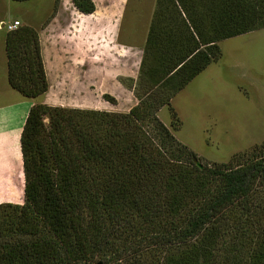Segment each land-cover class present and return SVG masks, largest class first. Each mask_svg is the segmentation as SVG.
Instances as JSON below:
<instances>
[{"label": "trees", "instance_id": "obj_1", "mask_svg": "<svg viewBox=\"0 0 264 264\" xmlns=\"http://www.w3.org/2000/svg\"><path fill=\"white\" fill-rule=\"evenodd\" d=\"M71 4L95 12L92 0ZM263 28L264 0H156L138 103L127 114L34 103L20 138L24 202L0 205V264H148L151 246L188 240L213 252L214 264H264V202L255 188L264 183V146L241 164L210 166L156 116L219 59L222 41ZM5 54L13 90L30 101L47 92L35 30L8 32ZM188 177L195 191L182 186V197L195 195L194 207L173 190ZM168 198L179 202L169 222Z\"/></svg>", "mask_w": 264, "mask_h": 264}, {"label": "rangeland", "instance_id": "obj_2", "mask_svg": "<svg viewBox=\"0 0 264 264\" xmlns=\"http://www.w3.org/2000/svg\"><path fill=\"white\" fill-rule=\"evenodd\" d=\"M155 1H95L105 16L99 14L102 20L94 25L95 18L83 17L69 0L58 6L54 0H0V69L6 58L7 34L1 25L18 22L17 28L30 27L38 35L48 83L47 92L33 103L127 114L138 103L133 90ZM110 14L115 20H108ZM110 23L115 32L106 36ZM219 47V59L156 113L176 141L210 166L241 164L245 155L264 146V28L224 40ZM139 92L142 95L143 88ZM3 100L0 97V103ZM191 177L200 179L196 172ZM176 181L173 190L179 196L182 186L195 191L190 179ZM255 188L264 202V183ZM173 200L171 205L168 198L167 222L179 210V202ZM182 202L194 207L198 199L191 195L182 197ZM191 242L168 248L151 246L145 253L147 263L214 264L213 252H204Z\"/></svg>", "mask_w": 264, "mask_h": 264}, {"label": "crops", "instance_id": "obj_3", "mask_svg": "<svg viewBox=\"0 0 264 264\" xmlns=\"http://www.w3.org/2000/svg\"><path fill=\"white\" fill-rule=\"evenodd\" d=\"M69 1L71 2V0ZM92 1L95 3V12L91 15L82 16H85V18H95V21H93L92 24L97 25L102 20V18L99 17V14H104L101 13L102 11H100V6L95 1L107 0ZM110 12L112 13V11H109V13ZM108 16V20H115L111 14ZM79 25L83 26L84 23H80ZM112 26L113 23H110L108 30L110 33L106 36H111L115 32L113 31ZM6 65L5 58L4 66L0 69V87H4L3 90L0 91V97L4 99V102L0 103V205H22L24 202L25 178L23 172L20 138L29 109L34 103L28 99L26 100V98L22 97L9 85H6L7 87L5 86V81L8 84ZM5 90L7 91L5 92Z\"/></svg>", "mask_w": 264, "mask_h": 264}, {"label": "built area", "instance_id": "obj_4", "mask_svg": "<svg viewBox=\"0 0 264 264\" xmlns=\"http://www.w3.org/2000/svg\"><path fill=\"white\" fill-rule=\"evenodd\" d=\"M18 26H19L18 22H13V23H9L6 25L5 24L1 25L2 29H5L7 33L16 30Z\"/></svg>", "mask_w": 264, "mask_h": 264}]
</instances>
